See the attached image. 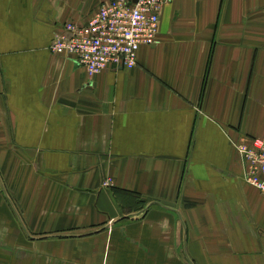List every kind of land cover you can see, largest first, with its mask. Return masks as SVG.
<instances>
[{"label":"crops","instance_id":"obj_1","mask_svg":"<svg viewBox=\"0 0 264 264\" xmlns=\"http://www.w3.org/2000/svg\"><path fill=\"white\" fill-rule=\"evenodd\" d=\"M108 1L0 0V264H264V0H169L89 77L50 45Z\"/></svg>","mask_w":264,"mask_h":264},{"label":"built area","instance_id":"obj_2","mask_svg":"<svg viewBox=\"0 0 264 264\" xmlns=\"http://www.w3.org/2000/svg\"><path fill=\"white\" fill-rule=\"evenodd\" d=\"M169 0H109L86 24L66 22L53 35L52 54L74 57L89 77L111 67L137 66L142 46L157 42L161 11ZM245 170L246 182L264 194V140L242 138L233 144ZM111 180L105 179L103 187Z\"/></svg>","mask_w":264,"mask_h":264}]
</instances>
